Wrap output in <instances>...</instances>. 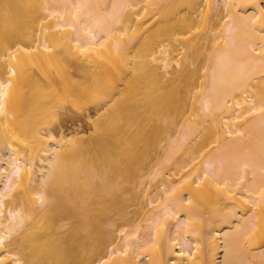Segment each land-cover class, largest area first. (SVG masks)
Instances as JSON below:
<instances>
[{
	"label": "bare ground",
	"instance_id": "obj_1",
	"mask_svg": "<svg viewBox=\"0 0 264 264\" xmlns=\"http://www.w3.org/2000/svg\"><path fill=\"white\" fill-rule=\"evenodd\" d=\"M0 264H264V0H0Z\"/></svg>",
	"mask_w": 264,
	"mask_h": 264
},
{
	"label": "rangeland",
	"instance_id": "obj_2",
	"mask_svg": "<svg viewBox=\"0 0 264 264\" xmlns=\"http://www.w3.org/2000/svg\"><path fill=\"white\" fill-rule=\"evenodd\" d=\"M94 106L92 104L85 105L81 110H67L66 113L62 114L59 117L57 122H53L50 128L54 133L67 132L71 129L79 128L83 132H88L89 123L86 119L87 114H93ZM126 191L119 193L121 194V210L118 212H109L107 214L109 221L106 228L116 229L120 225H127L128 229L131 227V224L128 225V222H132V217H135L136 211H139L143 206L145 207V198L139 193L142 187L136 186L135 183L125 184ZM118 194V195H119ZM139 194V195H138ZM143 209V208H142ZM141 210V209H140ZM118 225V226H117ZM134 224H132L133 226Z\"/></svg>",
	"mask_w": 264,
	"mask_h": 264
}]
</instances>
